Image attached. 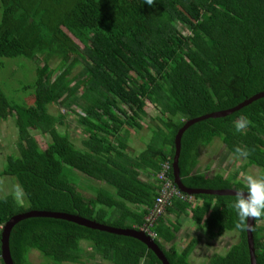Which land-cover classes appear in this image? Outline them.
I'll use <instances>...</instances> for the list:
<instances>
[{
    "label": "trees",
    "instance_id": "trees-1",
    "mask_svg": "<svg viewBox=\"0 0 264 264\" xmlns=\"http://www.w3.org/2000/svg\"><path fill=\"white\" fill-rule=\"evenodd\" d=\"M17 59L42 63L33 80L16 89L19 100L0 88V122L13 117L17 129V153L6 157L0 176L13 178L23 195L22 202L0 197V236L10 217L30 210L140 230L157 196L162 164H169L166 175L173 179L174 136L184 122L264 91V0H154L152 6L143 0H0V70ZM148 103L159 113L150 119L158 125L147 124L151 135L138 153L128 146V128H143ZM52 104L79 108L74 116L85 136L82 148L58 131L65 114H50ZM241 115L250 123L236 132ZM34 130L50 137L43 148ZM215 139L235 158V147L247 150L241 169L264 171V97L183 132L178 168L184 186L243 187L236 172L199 170V149ZM72 170L98 182L94 196L78 190ZM185 195L174 197L151 229L168 263L195 264L189 260L195 238L181 250L175 245L176 221L189 210L211 240L236 232L229 249L204 264H249L246 231L234 227V196ZM252 237L256 262L264 264V217L255 218ZM32 250L38 264H84L96 255L111 264H162L136 238L51 217L26 218L12 227L13 264H34Z\"/></svg>",
    "mask_w": 264,
    "mask_h": 264
},
{
    "label": "rangeland",
    "instance_id": "rangeland-1",
    "mask_svg": "<svg viewBox=\"0 0 264 264\" xmlns=\"http://www.w3.org/2000/svg\"><path fill=\"white\" fill-rule=\"evenodd\" d=\"M176 26L183 34H187V30L180 24H176ZM41 63L42 62L37 59L33 61L19 59L15 61H7L6 67L0 70V88L7 95V97L19 100L21 96L16 95V89H19L22 84L33 80V69L36 64ZM79 69L80 66L72 70L71 76L76 74ZM22 99L30 102L31 96H23ZM72 109L74 111L64 107H59L57 104H52L48 107V112L52 115H57L58 112L65 114L63 123L57 124L56 127L60 133H68L71 141L76 147L82 148L81 141L85 138V136L81 126H79L74 116L75 111L79 110V108L73 106ZM145 109L147 111V117L141 121L143 128L139 131L130 127L128 128V146L131 151L138 153L144 149L151 135V131L147 128V124H154L153 126L156 124L158 125L157 121L153 122L150 120L151 118L153 119L155 116L159 115L158 111L149 103L145 106ZM31 133L42 148L48 141H50V137L48 135H43L38 130L31 131ZM16 139L17 129L14 125V118L9 117L6 121L0 122V171L6 165V157L10 154L17 153ZM199 160L203 165H208L205 167V172L208 173V175H212L216 172H220L225 175L236 172V180L243 184L244 177L247 174L260 172V170L254 166L241 169V165L244 164L243 157L235 158L217 139H215L211 145L201 147L199 149ZM199 164L200 162L198 161L197 165ZM72 171L75 172L73 173V176L75 177V183L78 190L87 197L94 196L95 190L98 187V182L76 170ZM142 178L144 179L146 177L143 176ZM5 195L14 196L19 202H22L23 199L22 192L17 186L15 180L11 177L0 176V197ZM166 216L174 219L173 214H167ZM176 222L179 227L175 239V245L178 250H181L191 238H195L197 240V244L189 257V260L195 264H204L207 258L213 253L224 254L237 238L236 232L225 231L221 236H217L215 239L211 240L206 236L204 229L195 227V224L193 226V224L189 222L185 216H181ZM81 246H85V243L83 242ZM28 257L34 264L41 262L39 254L34 250L29 252ZM84 264L111 263L103 260L99 255H96L93 259L85 261Z\"/></svg>",
    "mask_w": 264,
    "mask_h": 264
},
{
    "label": "water",
    "instance_id": "water-1",
    "mask_svg": "<svg viewBox=\"0 0 264 264\" xmlns=\"http://www.w3.org/2000/svg\"><path fill=\"white\" fill-rule=\"evenodd\" d=\"M261 97H264V91L252 95L251 97L243 100L242 102L238 103L232 108H229L226 110L215 111L212 113L204 114V115L189 119L185 121L184 124L177 130L174 136V154H173V158L171 162V168H172L173 183L178 188L179 191H181L184 194L190 195V196L194 194L234 196V191L236 189H233V188L204 189V188H189V187L184 186V184L181 182V178L179 175V168H178V157H179L180 148H181V143H180L181 137H182L183 132L190 125L196 122H199L201 120L207 119V118H217V117L227 116ZM30 217H51V218H56V219H62V220L74 222L78 225H81L87 228L107 231V232H111L114 234H120L124 236H131L143 242L147 246V248L150 249L157 256V258L161 261L162 264H169L163 252L160 250L157 244L153 241V239L141 230H135L131 228L113 227V226L101 224V223H98V222H95V221H92V220H89V219H86V218H83L77 215L68 214V213L39 211V210H30V211L16 214L10 217L7 220V222H5V224L2 227L1 236H0V256H1V260L3 264H13L11 256H10V251H9V234H10L12 227L20 220L30 218ZM254 220L255 218H250L247 221V227L245 228L246 241H247L248 251H249V264H258L256 262V258L254 254L253 237H252V228L254 226Z\"/></svg>",
    "mask_w": 264,
    "mask_h": 264
},
{
    "label": "clouds",
    "instance_id": "clouds-1",
    "mask_svg": "<svg viewBox=\"0 0 264 264\" xmlns=\"http://www.w3.org/2000/svg\"><path fill=\"white\" fill-rule=\"evenodd\" d=\"M143 3L152 6L154 0H143ZM249 123L248 118L241 115L234 122L233 127L236 132H241L247 128ZM234 154L236 158H240L247 157L248 152L245 148L235 147ZM230 207L237 217L234 224L237 230H244L250 218L264 217V171L250 173L244 177L243 187L234 191Z\"/></svg>",
    "mask_w": 264,
    "mask_h": 264
},
{
    "label": "built area",
    "instance_id": "built-area-1",
    "mask_svg": "<svg viewBox=\"0 0 264 264\" xmlns=\"http://www.w3.org/2000/svg\"><path fill=\"white\" fill-rule=\"evenodd\" d=\"M168 168V163H164L161 165V170L157 174L159 184L157 196L155 197L152 206L148 209L145 216V221L140 227V230L150 237L154 236V233L151 229L155 225L157 218L164 213L166 207L171 204V200L174 197L186 200V195L178 190V188L174 185L172 179H169L167 177L166 171L168 170Z\"/></svg>",
    "mask_w": 264,
    "mask_h": 264
},
{
    "label": "crops",
    "instance_id": "crops-1",
    "mask_svg": "<svg viewBox=\"0 0 264 264\" xmlns=\"http://www.w3.org/2000/svg\"><path fill=\"white\" fill-rule=\"evenodd\" d=\"M199 162H200V164L198 165V167H199V170L200 171H205V167H207L208 165L207 164H205V165H203L202 164V162L199 160ZM227 175V174H226ZM192 199V198H191ZM192 201V203L194 204V203H196L198 200H191ZM198 202H200V201H198ZM197 202V203H198ZM181 216H185L188 220H189V222H191L192 224H193V226H194V223L192 222V220L190 219V211L189 210H187V212H186V214H183V215H181ZM180 216V217H181ZM179 217V218H180ZM195 227H198V225L197 224H195ZM199 229H201L200 227H198ZM179 230V229H178Z\"/></svg>",
    "mask_w": 264,
    "mask_h": 264
}]
</instances>
